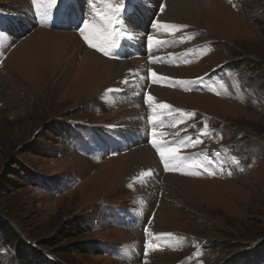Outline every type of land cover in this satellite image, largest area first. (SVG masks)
Masks as SVG:
<instances>
[{
	"label": "rangeland",
	"instance_id": "374dc122",
	"mask_svg": "<svg viewBox=\"0 0 264 264\" xmlns=\"http://www.w3.org/2000/svg\"><path fill=\"white\" fill-rule=\"evenodd\" d=\"M63 1L0 0V36L13 40L0 46V264H264V0H220L216 13L200 16L177 13L172 0ZM109 4L123 11L105 55L81 33L88 19L90 33L101 27L96 13ZM133 24L149 54L141 91L110 86L120 72L103 66L74 84L87 51L111 64L130 59L123 34ZM38 28L73 33L81 46L67 42L62 64L57 55L36 60L37 42L27 38ZM172 77L173 90L189 97L168 103L171 115L153 136L147 86ZM109 90L132 93L140 106L131 113L145 112L139 122L113 106ZM153 139L209 172L166 171L152 148L163 166L148 177L149 206L137 185L148 169L129 177L123 156ZM168 174L182 179L171 185ZM160 208L167 218L156 228ZM10 227L30 246V263L5 238Z\"/></svg>",
	"mask_w": 264,
	"mask_h": 264
},
{
	"label": "bare ground",
	"instance_id": "6f19581e",
	"mask_svg": "<svg viewBox=\"0 0 264 264\" xmlns=\"http://www.w3.org/2000/svg\"><path fill=\"white\" fill-rule=\"evenodd\" d=\"M73 1H75V0H65V5L67 3H73ZM172 1L174 3L173 5H175V7H176V8L175 7L174 8H175V11L177 13L186 14L190 11L191 14L195 13V14H198L199 16L202 13L201 10L204 13L206 11L211 12L212 14L216 13V11L218 10V4L219 3L222 4V2L220 0H172ZM25 6H26V2L24 4H22L23 9H25ZM74 9H76V8H74ZM174 14H175V12H174ZM78 15L73 13L72 17L78 16ZM31 17L34 18L33 14L31 15ZM78 22H81V21H78ZM84 23H89L90 28H91L93 26V24H92L93 19H88L86 21H83V24ZM95 23H97V22L95 21ZM124 27H126L131 33V36L129 34H127V32H125L123 34L124 41H125L124 50L128 49L127 51L131 55L130 59H126L123 61L118 60V63H115V64L112 63L111 64V63L105 62L104 61L105 58L104 59L100 58L96 54H94L90 51H87V52H85V56L82 57V61H80V64L78 63L79 69H81L82 72H81L80 76L75 79L74 84L82 85V82L86 79V77L90 76L89 70L94 71L91 69H97V67L103 66L104 68L105 67L109 68V70H111V74L120 72V73H118L119 75H117V77L115 79H111V81L109 82L110 86L116 85V86L120 87L121 84L125 83L127 86H129V88L131 87L133 90L135 88L136 89L139 88L141 91L140 87L145 86L146 83L148 82V78H147V75L145 73L147 65L142 64V63L148 60V58L145 60H144V58H145V56L149 57V54L146 52V50L140 51L141 48H140V41L139 40L143 39L142 31L140 29H137L134 24L130 25V26L124 25ZM27 39H28L27 40L28 43L30 41L37 42V44L35 45V46H37L36 47V53H35V55H36L35 57H37V58H35L36 60H38V59L48 60V58L50 60H52L51 55H57V60L61 64L63 63V59H62L63 56L65 54H67V51H68L67 46H69V45H67V42L73 41L72 43H74V45L76 47H77V45L81 46V43L80 42L78 43L77 37L73 33L59 32V31H56L53 29H51V30H46V29L44 30L43 29L42 30V28H38V29H36V31H34L33 34H31V36L29 35V38H27ZM12 41L13 40H11V38L8 35H6L5 33H2V35L0 36V46L10 44ZM25 43L26 42H24L23 44H25ZM23 44L21 46H23ZM122 53H124V52H122ZM130 62H131V65L128 66L127 64ZM50 66H51V64H50ZM113 66L115 68L114 70H113ZM69 67L70 66L67 64L66 70L69 69ZM155 70L158 73H165L166 72V71L163 72V71L159 70L158 68H155ZM38 74H36V75L39 76ZM63 74H65V72L62 73V75ZM40 75H41V72H40ZM173 78L174 77L169 78L167 80L163 79V81L160 84H154V83L149 84L148 83L147 93H150L153 97H155V103H167L168 104L170 101H174L176 97H179L181 99L183 97H185V98L189 97V94L185 96L184 94L177 93L173 90L174 87L172 84L175 81ZM130 81H131V83H129ZM164 82H166L165 85H164ZM114 90H115V88H114ZM114 90H112V91L109 90L110 92L108 94L109 99L113 102V106L117 105L120 108V110L123 111L124 113H130V115H129L130 118H133L135 121L139 122V120H137V117L141 116V113L145 114V112L143 110H140V113L135 112L136 114H132L138 108L137 105L140 106L139 101H137V100L134 101V100L130 99V97L132 96V93L127 94L124 92L125 90L121 91L123 93H118V92H115ZM158 111H164V110H158ZM145 121H146V119H145ZM129 122H130V120H129ZM133 126H134V124L130 123V127H133ZM125 129L126 130L128 129L130 131V133L126 132L127 135L130 136V134H133L132 129H130V128H125ZM140 130H142V129H140ZM142 131L144 132V129ZM120 142H123V141H120ZM138 142L142 143L144 141L142 140V141H138ZM152 148H154V147H152L151 144H148L145 142V144H138V146L134 147L132 150H130L128 153H126V155L123 156V158L125 159L123 168L126 170V175H129V177L132 176V174L136 171L138 172L141 169H143V170L148 169L146 175L142 179L137 180V185H138V187H140V188H138V190H139V193L142 195V199H144L145 203L149 206H150L149 202L152 201L150 196L152 195L151 185H152L153 179L148 178V177H150V176L154 177L156 175H159V171H158L157 167L161 168L164 165V163L162 165L160 162L158 163L156 161V159L159 161V158L156 155V153H154ZM113 167H114V165L112 166V168ZM166 176H167L168 182L171 185L172 184H179V180L182 179V178H178L177 176H171V174H168ZM182 187L186 188V186H182ZM184 190H187V189H184ZM166 218L167 217H166L164 209L160 208L156 214V220H155L156 221V228H158L157 227L158 224L160 225L161 223H164ZM159 227L161 228V226H159Z\"/></svg>",
	"mask_w": 264,
	"mask_h": 264
},
{
	"label": "snow or ice",
	"instance_id": "6c2138e0",
	"mask_svg": "<svg viewBox=\"0 0 264 264\" xmlns=\"http://www.w3.org/2000/svg\"><path fill=\"white\" fill-rule=\"evenodd\" d=\"M36 0H33V3L35 4ZM57 0H50L51 5H55ZM163 3V0H162ZM123 11V5H112L109 4L107 8L104 11H98L96 15L100 18L102 21L101 27L96 28L94 32H89L90 24L84 23L82 31L83 39L88 43V45L94 49H97L101 51L103 54L108 55L109 54V48L116 46V40L117 36L115 35L116 29H115V22L118 19L117 13H121ZM160 23L159 21L157 22ZM164 29H170L175 30L182 26L179 25H173L164 23L160 25ZM94 27V26H92ZM157 43H159L157 41ZM151 77L155 78L157 76V73L155 71L150 72ZM153 83H159L158 80L153 79ZM199 80L195 81L194 83H198ZM183 83V82H181ZM146 104L151 108L152 115L150 117L151 123L154 125L152 129V134L155 136L156 129L155 125L157 122H159L163 115H171V112H164V111H158V110H168L171 109V105L167 103H155V97H153L151 94L146 95ZM205 128H207V125H205ZM190 139V138H189ZM153 147L156 149L160 159L164 163V167L166 171H174L178 172L180 174L184 175H197L200 174L199 169H203L204 172H209V168L205 164H192V163H186L187 157H183L180 155V148L177 146H171V143L169 142V146H163L161 143L157 142V140H152ZM209 164L212 163L211 160L208 161ZM214 174V173H209ZM167 235V234H165ZM150 247L152 245H149Z\"/></svg>",
	"mask_w": 264,
	"mask_h": 264
},
{
	"label": "trees",
	"instance_id": "16d2710c",
	"mask_svg": "<svg viewBox=\"0 0 264 264\" xmlns=\"http://www.w3.org/2000/svg\"><path fill=\"white\" fill-rule=\"evenodd\" d=\"M255 64L256 63H253L252 66H251V68H252L251 70L253 72H255V68H254ZM9 230H10V235H6L7 231L4 232L5 238H7L9 241H11V243H16L18 245V247H19V245H21L20 251L18 250L19 251L18 252L19 253V257L21 256V258H24L25 261L27 260V262L30 263L31 262L30 260H32V258H30L29 256L25 258V251L23 249V247H30V246L29 245H25L26 243L21 240V238L18 236L17 233H15V231L13 230L12 227H10ZM15 235L17 237H15ZM235 246L236 247H245L246 245L241 243L240 245H234L233 247H235ZM33 250H34V253L39 255V253L36 251V249H33ZM60 264H61V262H60Z\"/></svg>",
	"mask_w": 264,
	"mask_h": 264
}]
</instances>
